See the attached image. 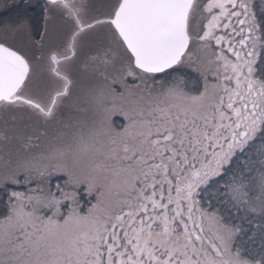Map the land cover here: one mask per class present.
Here are the masks:
<instances>
[{"label":"snow or ice","instance_id":"6c2138e0","mask_svg":"<svg viewBox=\"0 0 264 264\" xmlns=\"http://www.w3.org/2000/svg\"><path fill=\"white\" fill-rule=\"evenodd\" d=\"M41 13L0 33V264H264V0ZM77 73L94 118L65 123Z\"/></svg>","mask_w":264,"mask_h":264},{"label":"flooded vegetation","instance_id":"af4514ba","mask_svg":"<svg viewBox=\"0 0 264 264\" xmlns=\"http://www.w3.org/2000/svg\"><path fill=\"white\" fill-rule=\"evenodd\" d=\"M43 0H5L0 7V22L7 18H12L17 23H26L34 37L38 38L37 33L43 31V18L41 13V5ZM86 74L77 73L75 78L78 81V78H83ZM129 84H132V81L129 80ZM116 88V91L121 90L119 85H113ZM77 87L74 89L73 93L75 95ZM71 104L70 100L65 102V106L69 110V105ZM73 110V109H72ZM111 116V124L113 126L121 125L125 123V118L122 115L121 105L117 104L111 106L109 112Z\"/></svg>","mask_w":264,"mask_h":264},{"label":"rangeland","instance_id":"374dc122","mask_svg":"<svg viewBox=\"0 0 264 264\" xmlns=\"http://www.w3.org/2000/svg\"><path fill=\"white\" fill-rule=\"evenodd\" d=\"M4 1L5 0H0V7ZM11 19L12 18H7V19H4L3 21L0 22V33H3L6 29L15 28L17 25L26 24L25 22L24 23H17V22H15V20H11ZM21 35H23V33H21ZM91 79L92 78L90 76H88L87 74L83 78H78L77 91H76L75 95L73 93V96L69 99L71 102V104L69 105V108H71V110L73 109V110L79 111L81 113V120L82 119L91 120L94 118V114H93L91 108H89V111L86 113L82 111L87 106V102H86V99H85L81 89L86 88L91 83ZM109 107L111 110V106H109ZM71 110H69L67 108V106H65V109L60 113V115L58 116L57 119L64 121L65 123L69 122V120H75L73 117L68 120L66 117L63 116V114L71 113ZM109 112L107 113V120L110 123L111 122V116L109 115ZM64 182H65V177H64L63 173H53L50 176H48V178L41 185V187L45 188L46 190L51 189L52 191H56V185L59 184V185L63 186ZM31 187H35V184H32ZM11 190L25 191L26 189H23L22 185H16V186L12 187ZM78 195L81 197V204L86 207L87 203L90 201L91 198L87 195L84 187H81L78 190ZM92 202H94V201H92Z\"/></svg>","mask_w":264,"mask_h":264},{"label":"trees","instance_id":"16d2710c","mask_svg":"<svg viewBox=\"0 0 264 264\" xmlns=\"http://www.w3.org/2000/svg\"><path fill=\"white\" fill-rule=\"evenodd\" d=\"M64 117H66L68 120L71 119L72 117L76 120V119H81V113L77 110H71V113L68 114H63ZM59 120V119H58ZM3 186L0 185V188H2ZM23 189H26V186L22 185ZM6 190H0V211H2L3 209V204L6 201Z\"/></svg>","mask_w":264,"mask_h":264}]
</instances>
